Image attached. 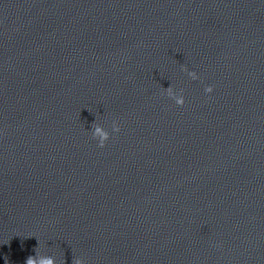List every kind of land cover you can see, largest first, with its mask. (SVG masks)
<instances>
[{
	"label": "clouds",
	"instance_id": "1",
	"mask_svg": "<svg viewBox=\"0 0 264 264\" xmlns=\"http://www.w3.org/2000/svg\"><path fill=\"white\" fill-rule=\"evenodd\" d=\"M185 71H187V69H185ZM188 75L193 80L198 79V76L195 72H188ZM166 91H167L168 96L174 99L177 105L182 106L184 104V97L182 94V90L179 96L175 95L171 87L168 88ZM212 91H213V88L211 86H208L205 88L206 93H211ZM119 131H120L119 123L116 121H113L112 132H119ZM92 138L97 141L98 147L103 148L105 147L106 142L110 139V133L107 130H103L102 127L96 126L92 134ZM26 264H54V260L51 257H44V258H40L38 261L36 256H29L26 260ZM73 264H84V261L78 258L73 261Z\"/></svg>",
	"mask_w": 264,
	"mask_h": 264
}]
</instances>
